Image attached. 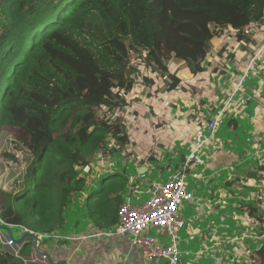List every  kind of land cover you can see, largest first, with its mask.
I'll return each mask as SVG.
<instances>
[{
  "label": "trees",
  "instance_id": "1",
  "mask_svg": "<svg viewBox=\"0 0 264 264\" xmlns=\"http://www.w3.org/2000/svg\"><path fill=\"white\" fill-rule=\"evenodd\" d=\"M263 19L264 0H1L3 220L43 234L71 235L78 230L69 231L70 213L80 212L78 200L85 194L84 214L95 232L115 230L123 194L138 172L130 176L107 171L103 176H109L92 187L93 175L83 169L99 154L107 160L121 149L142 144L140 151L124 155L134 157L130 161L136 169L147 166L148 160L158 163L160 173L177 170L178 164L173 168L163 159L167 145L152 153L146 133L143 141L130 133L126 114H149L141 102L145 89L149 99L157 96L162 82L169 92L180 85L176 68L170 69L172 59L181 60L194 75L205 72L221 28L233 27L239 39L252 41L249 29ZM129 94L134 95L130 103ZM230 102L223 100L215 114L203 115L200 127L223 111L221 129ZM232 122L239 126L238 119ZM159 160L167 163L160 165ZM245 179L254 185V194H264V165L254 167ZM248 204L249 215L263 223L264 203ZM258 228L262 243L250 261L236 264H264V228ZM197 231L194 238L200 239L202 230ZM30 242L22 254L30 252ZM0 264L26 263L0 245Z\"/></svg>",
  "mask_w": 264,
  "mask_h": 264
},
{
  "label": "crops",
  "instance_id": "2",
  "mask_svg": "<svg viewBox=\"0 0 264 264\" xmlns=\"http://www.w3.org/2000/svg\"><path fill=\"white\" fill-rule=\"evenodd\" d=\"M245 32L248 34V31ZM237 33L238 30L233 27L220 29L218 36L213 40L210 57L205 61L207 69L201 72L202 79L194 75L181 61L172 59L171 68H176L177 77L181 80L180 85L169 92L162 88V82L156 87L159 91L157 96L154 93L149 99L145 96L146 89L140 93L141 102L146 104L149 114L160 117L158 129H162L165 125L171 130L178 129L177 134L166 140L162 138V133L156 136L152 132L148 138L152 153L153 148L161 144L169 145V150L171 147H176L172 142L177 140L182 148L191 152L195 144V132L204 119L201 117L215 114L221 101H231L223 120L226 133L247 137V141L242 145L241 141L235 139L233 143L231 137L225 140L218 134L219 129L215 136L221 139L220 144L216 140L201 151L206 155L203 163L207 170L212 172L209 178L232 166L236 173L245 179L254 169L253 165L246 163L264 159V19L260 26L250 27L252 41L239 39ZM165 79L169 81V78ZM160 108L165 110L164 114ZM168 118L177 125L168 122ZM233 119H238L239 126L235 122L229 124ZM239 148L242 149L241 152L236 151ZM190 152L181 153V164ZM172 155L176 156L177 150H173ZM150 163L151 161L146 163L147 166L140 167V172L147 171ZM194 165L195 163L191 165V170L194 169ZM242 165H245L243 170H241ZM246 184L253 186L248 180ZM198 215L197 212L196 218ZM209 227V229L207 226L205 228L209 234L204 235L213 245L214 233L209 231L216 227L213 223ZM95 231H97L96 227L91 225V229L86 232L74 233L86 235L85 238L77 241H46L42 248L49 252L54 264H163V260H146L139 249L132 245L129 235H118L113 238L94 237L92 235ZM195 235H192L193 238ZM217 237L219 236H215V243L220 245L222 236L219 239ZM212 254L216 257L223 256Z\"/></svg>",
  "mask_w": 264,
  "mask_h": 264
},
{
  "label": "rangeland",
  "instance_id": "3",
  "mask_svg": "<svg viewBox=\"0 0 264 264\" xmlns=\"http://www.w3.org/2000/svg\"><path fill=\"white\" fill-rule=\"evenodd\" d=\"M177 61L181 60L177 59ZM169 65L171 69L173 63L170 62ZM146 71L147 70H141L142 73H145ZM137 95L138 94H136V99L139 98V96ZM132 96V94L128 95V103L131 102ZM160 110L164 114L165 110L162 108H160ZM126 118V121L128 123V130L130 131V133H132V131L136 132L139 136L142 137V141L147 137H150L152 135V132L156 136H159L162 133V138L165 140L177 134L178 132V129L171 130L168 125L163 126L162 129H158L157 124L160 121V117H154L151 113L147 116H136L130 113L129 115L126 114ZM168 122L175 123L177 125L176 122L170 119L168 120ZM218 134L225 140H228V138L231 137V141L233 143H235L234 139L237 141H241L242 145L247 141V137H243L241 135H238L239 137H237L226 133L224 124L222 125ZM260 138L263 139L262 136H260ZM216 140L220 144L221 139L216 136ZM172 143L176 147H171L169 150L170 146L167 145V151H163V159L170 160L172 162L173 168H175L178 164L180 169L182 167L181 153L183 152L188 154L190 151L189 149H184V147L182 148L179 140ZM141 147V144L130 146L125 152L121 149L120 152L113 153V155H111V158H107L108 161L106 160V158H101L100 154L99 156H96L93 162L88 167H85L83 169V171H89V174L93 175L92 179H90L92 182H94L92 187H97L98 183L101 181L100 178H106L109 176V174L103 176L104 172L107 171H126L128 174H130V176H134L136 172H138L139 174V170L136 169L130 161L131 159H134V157L132 155H129V157L125 159L124 155L130 151H140ZM157 149L161 150L159 146H155L153 152H156ZM173 150H177L176 156L172 155ZM236 151L241 152L242 149L239 148L236 149ZM118 153H121V158L119 159ZM198 155L203 159L206 156L204 152H199ZM139 159L140 158L138 157L133 161L136 162ZM145 163L148 164L149 161L145 160ZM165 163H167L165 162V160H159L160 165H164ZM246 164L253 165L254 167L262 166L264 165V159H257ZM244 166L245 165H242L241 170L244 169ZM149 169L150 170L147 173L148 178H151L153 181L157 180L158 183L163 182L164 179H166L167 176L171 173V171H168L167 169L160 173L157 162L150 163ZM206 170L207 167L204 163L195 164L194 169L191 170L187 175L188 187L191 191H193L194 199L192 201H186L184 204L182 214L185 216L186 222L178 232L180 237V248L182 250L183 262L184 264H236L237 262L250 261L251 255L254 253V249L259 247V245L262 243V236L260 235H262L263 232L259 230L258 225H261V227L263 226L264 228V222L262 223L259 221L258 223V218L256 220L254 216L249 215V210L246 205H249L248 203L250 202H255L260 203V205L262 206V204L264 203V194L261 196L257 193L254 194V190H251V188H254V185H247L246 179H242V177H240V175L236 173L235 169L232 166L219 171L216 175L213 176V178H209L212 172ZM243 181H245V183ZM150 197L151 193L147 192L141 194L142 202ZM78 203L80 212L78 214H73L72 212L70 213L71 229L69 231H74V229H76L78 230V233H82L91 229L92 225L91 220L86 214H84L85 194H81ZM262 207H264V205ZM249 209H251V206L249 207ZM258 210L261 212V210L263 209H260L258 207ZM197 212L199 213L198 218H196ZM211 223H213V226L217 228V230L215 228L209 231L214 233L212 234L214 242L213 245H211L210 243L212 241L208 242L207 238L205 239L204 235L205 233H208L205 229L206 226L209 229V225H211ZM197 227L202 230V236L200 237V239H195L192 236L198 233ZM0 230L3 231V229L1 228ZM12 231L15 239H20L25 234V231L18 226H13ZM150 234L159 238L162 243L168 242L167 239L159 237L156 228H151ZM215 236H222L220 237V245L215 243ZM219 237H217V239H219ZM32 245H30V251L32 249ZM211 246L213 247L211 248ZM187 252H190V254L186 255ZM212 253L223 256L216 257Z\"/></svg>",
  "mask_w": 264,
  "mask_h": 264
},
{
  "label": "built area",
  "instance_id": "4",
  "mask_svg": "<svg viewBox=\"0 0 264 264\" xmlns=\"http://www.w3.org/2000/svg\"><path fill=\"white\" fill-rule=\"evenodd\" d=\"M1 5V0H0ZM199 79L202 73L197 72ZM223 111H219L206 125L205 128L198 127L195 132V144L191 153L187 156L182 167L171 172L163 182L148 180L147 171H141L132 177L130 191L123 194V201L119 205V225L115 230L101 233H93L98 237L107 235L113 237L116 234L130 235L132 245L142 253L148 261L163 260L165 264H184L182 250L180 248L179 230L186 222L182 214L186 201L194 199V193L187 183L188 169L191 164L203 163V158L198 155L205 146L216 141V133ZM143 180V181H142ZM147 182V184H144ZM151 193V197L142 202L141 194ZM135 201V203H134ZM0 224L12 228L6 223L0 213ZM25 231L22 241L15 239L14 235H8L3 229L0 230V245L11 254L21 257L26 264H54L48 253L42 248L44 241H53L66 238L69 240H80L86 236L76 234L62 235L60 233L43 234L27 227H21ZM151 228H156L159 237L167 239V243L150 234ZM31 241V242H30ZM26 242H30L32 249L28 254H22Z\"/></svg>",
  "mask_w": 264,
  "mask_h": 264
},
{
  "label": "water",
  "instance_id": "5",
  "mask_svg": "<svg viewBox=\"0 0 264 264\" xmlns=\"http://www.w3.org/2000/svg\"><path fill=\"white\" fill-rule=\"evenodd\" d=\"M0 228L1 229H4L7 233H8V235H11L12 236V228L11 227H9V226H7V225H1L0 224ZM25 236V235H24ZM24 236H22L18 241H22L23 239H24Z\"/></svg>",
  "mask_w": 264,
  "mask_h": 264
},
{
  "label": "clouds",
  "instance_id": "6",
  "mask_svg": "<svg viewBox=\"0 0 264 264\" xmlns=\"http://www.w3.org/2000/svg\"><path fill=\"white\" fill-rule=\"evenodd\" d=\"M192 149H193V148H192ZM191 151H192V150H191ZM190 153H191V152H190ZM186 158H187V157H186ZM185 160H186V159H185ZM185 160H184V161H185ZM192 164H194V162H193ZM192 164H191V165H192ZM182 165H183V164H182ZM177 170H179V168H178ZM177 170H176V171H177ZM147 171H148V170H147ZM188 171H189V172L191 171V167L188 169ZM171 172H174V171H171ZM139 173H140V170H139Z\"/></svg>",
  "mask_w": 264,
  "mask_h": 264
}]
</instances>
